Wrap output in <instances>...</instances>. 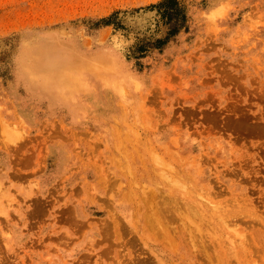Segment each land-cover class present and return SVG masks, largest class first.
<instances>
[{
	"label": "rangeland",
	"instance_id": "1",
	"mask_svg": "<svg viewBox=\"0 0 264 264\" xmlns=\"http://www.w3.org/2000/svg\"><path fill=\"white\" fill-rule=\"evenodd\" d=\"M42 59L91 66L49 97ZM0 177V264H223L264 211V0H0Z\"/></svg>",
	"mask_w": 264,
	"mask_h": 264
},
{
	"label": "bare ground",
	"instance_id": "2",
	"mask_svg": "<svg viewBox=\"0 0 264 264\" xmlns=\"http://www.w3.org/2000/svg\"><path fill=\"white\" fill-rule=\"evenodd\" d=\"M52 52H54V51H52ZM48 61H50V60L42 59L38 66H35L34 68L33 67H29L27 69L24 68L23 73H24V77H25L26 81L29 83L31 89H34V90L40 92L41 94H45L49 97H52L53 95H56V94H58L61 98L71 97L74 93V89L77 86V84H79L81 82V80H83L80 77L81 76L80 75V69L87 67V66H91V63L86 61V62H83L82 63L83 65H81V66L72 64L71 66H68V68H65L63 66L64 62H65L64 59H59L57 61L52 60V61H54L53 63H49ZM94 63L96 64V62H94ZM106 69L107 70L105 71L104 76L102 77L101 74H99V77H101V78L105 77L107 79L111 78V77L112 78L117 77L118 73H116V71L113 68L108 67ZM7 166H9V164ZM6 171H8V170H6ZM12 174L13 173H11V175ZM0 182H2L1 177H0ZM8 193H9V191H7L6 194H8ZM20 193H22V192L20 191ZM23 196L26 197L28 195L25 194V192L23 191ZM15 203L18 204V202H16L15 198L10 199L8 201L7 206L13 207L15 205ZM158 203H159V201H158ZM130 204L132 206H134L136 211L138 210L137 213H141L140 210H142V209L138 204H136V203H134V204L130 203ZM159 204H162V202ZM163 205H160V207ZM158 207L159 206L157 205V208ZM160 207H159V210L158 209L155 210V213L157 215L156 216L157 218L154 219L155 222H159V220H161V222H165L164 225H167L166 224V221H167V223H170L169 225H171L172 222H170V219L172 220L173 218H175L174 221L177 220L176 217L173 215V211L167 209V207L165 209L160 208ZM177 207H178V205H177ZM150 208H152V207L150 206ZM151 210H153V209H151ZM2 213L4 214L6 221L10 222L12 220L11 214H10L8 209L2 211ZM151 213H152V211L150 212V214ZM152 214H154V212ZM164 216H167L169 218L171 217V218L169 220L164 221V219H168V218H164ZM152 218H154V217L152 216ZM178 220L181 221L180 219H178ZM240 222L243 226H240ZM150 223H151V221H150ZM179 223L182 224V222H179ZM229 223L230 224L228 226H231L240 235V247L233 254L234 257L232 255L228 256V255L223 253V264H226L225 263L226 260H228V264H235L236 262H237V264H244L245 260L247 261V259H248L247 255L248 256L250 255V250H253V252H254V250H256V253L258 255H261V256L264 255V211H262V212L256 211L253 214L249 211L245 217H242L240 219L235 218L232 221H230ZM172 225H174V224L172 223ZM147 226H149V225H147ZM149 227H147V228H149ZM160 227L161 226L159 225V228ZM168 227H170V226H168ZM246 227H247V230H246ZM162 228H164V227L162 226ZM160 229H158L159 235H161ZM169 230H171V229H169ZM248 230H250V231L247 232V235H246L245 232ZM162 231H161V233H162ZM164 231H165V229H164ZM170 232L171 231H169L167 233L165 231V233H167V234H169ZM170 234L173 235V233H170ZM173 237H172L171 241L173 240L174 244L177 242V244L179 246L178 253L180 254L179 259L181 260V264H183V263H185V261L189 260V258H188L189 256H188V254H186L183 251L184 246L181 243V238H179V241H177L175 239V236H173ZM174 244L171 245V247H170L171 249L174 246ZM210 248H211V246H210ZM178 253H177V255H178ZM184 254H186V256ZM156 257L159 258L160 260H162L159 257V254H156ZM189 263L191 264V262H189Z\"/></svg>",
	"mask_w": 264,
	"mask_h": 264
}]
</instances>
